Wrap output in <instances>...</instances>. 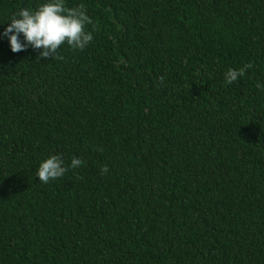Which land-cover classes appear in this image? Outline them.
I'll use <instances>...</instances> for the list:
<instances>
[{
	"label": "trees",
	"instance_id": "1",
	"mask_svg": "<svg viewBox=\"0 0 264 264\" xmlns=\"http://www.w3.org/2000/svg\"><path fill=\"white\" fill-rule=\"evenodd\" d=\"M45 2L0 0V264H264V0H65L93 41L13 53Z\"/></svg>",
	"mask_w": 264,
	"mask_h": 264
},
{
	"label": "clouds",
	"instance_id": "2",
	"mask_svg": "<svg viewBox=\"0 0 264 264\" xmlns=\"http://www.w3.org/2000/svg\"><path fill=\"white\" fill-rule=\"evenodd\" d=\"M88 25H93L95 30L84 4L68 8L65 6V0H48L40 4L36 10L22 8L14 14L3 36L9 39L13 53L26 51L31 47L40 50L36 60L48 58L63 60L64 57L59 55L58 50L65 43L74 51H83L93 41V32L87 30ZM251 67L253 65L249 63L239 69L229 68L224 74L225 82L232 84L244 76ZM257 87L264 88V85L258 83ZM99 150L103 151L102 148ZM83 163L81 159L73 157L70 166L65 165L62 154H53L41 162L36 175L40 182L47 184L63 177L69 167L76 169ZM108 171L107 165L101 169L102 174H107Z\"/></svg>",
	"mask_w": 264,
	"mask_h": 264
}]
</instances>
